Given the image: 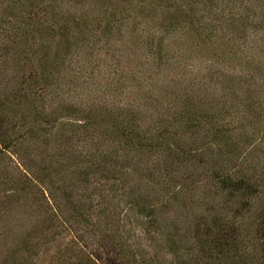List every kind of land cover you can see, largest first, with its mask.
<instances>
[{"label": "rangeland", "instance_id": "obj_1", "mask_svg": "<svg viewBox=\"0 0 264 264\" xmlns=\"http://www.w3.org/2000/svg\"><path fill=\"white\" fill-rule=\"evenodd\" d=\"M172 1L173 5L179 6L178 4H183L184 0ZM234 2L235 0L226 1L225 20V16L219 18L220 14L216 9H209L208 14L200 12L197 14L198 9L185 8L189 13L186 17L181 16V11L176 10L172 5L170 11L163 7L156 9L159 16L163 17L176 10L173 13L177 17V22L181 21L182 25H187L186 22L201 23L207 28H212V39L206 37V40L213 42L199 43L195 35L184 31L181 23L170 27L167 32V43L174 45L172 52L183 60L186 59L187 65L178 72L177 78H173L172 73L169 74L168 79H173V81L169 80L172 89L165 94L164 100L158 101V110L155 106L150 112L145 113L147 119H151L149 116L165 113L166 109L171 110V116L173 112L193 108L194 105H200L203 110L209 109V105L215 107L213 100L217 98L223 99L221 106L227 109L243 106V109L236 110L242 112L241 115L229 119L236 124L232 131L225 136L220 135L221 138L230 140L228 145L222 144L225 139H213L212 145L204 150L207 159H203L201 165H195V168L191 167L190 170H186L185 165L178 166L170 175L166 174L162 167L158 175L153 177H135L138 178L144 193L150 197V202L157 204L154 232L148 235V241L152 244L150 253L156 252L157 258L161 261L159 264L171 262L172 254L165 248L166 242L172 241V249L175 250L173 256L176 260L189 254L201 253L197 250L200 242L215 233V230L211 232L212 228L209 231V226L215 224L219 216H224V220H227L235 211V204H241V199L238 198H243L245 195L237 197L227 190V193L218 190L215 188L216 184L208 181L213 169L218 170L223 165L222 168L226 167L229 172L238 169V174L242 173L243 176L250 177L248 184H253L254 179L257 180L260 192L257 193L259 195L256 205L259 207L264 203V137L259 142L261 131L264 129V116L260 117L263 115L261 110H257L258 115L254 114L253 108L256 105L253 96L257 94L264 96V89L254 87V83L259 84V87L261 84L264 85V55L261 52L256 54L254 49L248 53L232 52L242 46L246 50L248 46H254L251 32H248L246 39L242 37L243 30L238 20V12L241 14V8L239 5L234 8ZM131 4L129 12L130 6L127 5L129 7L127 8L126 4L123 5L118 0H0V96L6 85L11 87V84H17L16 78H13L11 84L6 83L17 74L15 69L17 67L41 69L42 65L39 67V62L43 59L44 65L46 64L48 69L53 71L56 79L57 73L64 68L74 69L76 65L78 66V60L86 61V65H83L80 71H73L76 77L74 81L68 84L63 82L54 91L56 86L52 88V85L55 81L51 79L44 91L42 90L45 96L29 99L28 102L22 98L11 100L12 105L4 103L1 106L2 110H10L9 116L12 118L4 120L3 125L0 126V264H12L14 258L20 256L17 249L22 245V236L32 229L36 219L39 220L38 212L32 211L30 209L32 207L27 203L30 199L34 202L33 198L28 195L6 196L7 192L10 193L8 190L14 187V184L15 186H18V183L23 184L27 176L32 180V185L33 182L40 184L39 179L47 176L48 172L55 179H60L57 177L60 175L69 179L70 175H73L70 169L77 168V163L74 166L75 156L68 155L59 138L70 134L72 128L69 125L70 121L73 119L82 121V117L96 113L98 109L99 115L95 120L100 122L106 118L101 110H106L108 106H115L118 111V107L146 102L144 92L139 91L144 86H136L131 78L132 72H135L132 69L150 68L152 59L145 61L146 56L151 57L148 53L149 41H146L149 38L148 27L157 25V33L160 35L163 23L154 19V11L146 13L135 5V1ZM44 5L51 6L47 13L41 11ZM120 9H122L121 13ZM219 10L221 12V9ZM55 12H57L58 24L53 29L49 22L51 19L54 21ZM242 12L245 13V10L243 9ZM113 16L115 20L110 22L114 26L107 37L98 27L106 28L109 18L113 20ZM130 20L131 25H129ZM154 22L158 23L154 24ZM146 23H150V26H146ZM53 24L56 26L55 22ZM63 26L66 30H62ZM231 27L234 31L226 33L227 37L222 36L224 29ZM141 31L145 34L142 35ZM98 35L101 36L100 41L96 40ZM257 35L264 38V32L256 33L255 38L259 39ZM89 36L93 38L87 42L86 38ZM139 36L142 39L137 40ZM228 39H230L229 43ZM83 41L87 43L83 44ZM203 54L213 56L217 64L215 66L214 63V66L217 69L213 66L215 70H209L208 66L213 62L203 57ZM231 54L237 59H233L230 66L223 61H217V58L224 60ZM141 62H144L145 66L141 65ZM239 71L243 72V75L250 74L247 85H242ZM151 73L153 74V71ZM154 76L156 79L157 74ZM153 82L146 79V83L150 84L149 88L152 87ZM111 83L113 90L108 87ZM161 85L162 83H158L155 90L158 91ZM177 85L184 86L189 100L181 95L184 93L183 88L180 90V86ZM247 86L252 87L248 90ZM61 87L64 90L59 89ZM244 88L246 92L243 91ZM34 103L36 105H32ZM203 104L207 106L203 107ZM76 107L78 109L75 113ZM117 111L114 110L106 121L113 122L111 116L114 117ZM202 114L206 115V112ZM57 116L65 120L64 125ZM33 118L39 121L40 118L48 120L47 124L40 128L42 132L37 130L31 134L25 133L27 137L16 143L14 137L22 133V130L17 133L15 127H18L19 122L24 124L34 122ZM143 120L147 121L145 117ZM201 122L195 127H189L184 136V141L188 140V144H192L193 147L200 145L198 143L202 139H208V129L211 124L209 118ZM75 137L70 141L78 144L77 147L85 144L81 135L79 138ZM224 146L227 151L223 150ZM140 157L145 155H139L137 159ZM43 160L46 161V165ZM188 171L191 172L190 175ZM160 182L178 185L175 189L177 194L170 199L168 197L171 196L170 192L168 196L165 194L162 197L158 196ZM43 185L41 187L46 190V194L51 190L54 191L55 184L43 183ZM39 186L36 184V188ZM240 217L244 218L241 233L254 234L252 222L254 208L245 211L244 216ZM34 253L31 259L35 264H58V254L52 243L42 246ZM233 260L235 262V259ZM224 261L230 264V259L226 258Z\"/></svg>", "mask_w": 264, "mask_h": 264}, {"label": "trees", "instance_id": "obj_2", "mask_svg": "<svg viewBox=\"0 0 264 264\" xmlns=\"http://www.w3.org/2000/svg\"><path fill=\"white\" fill-rule=\"evenodd\" d=\"M118 1L123 5L126 4V7L129 5V12L132 6L131 3L135 1V5L145 10L146 13L154 11V19H158L163 23L160 35L157 33V25L150 26V23H146V26H150V28L148 27L150 31L147 33L149 38L146 41H149L148 53L151 57L146 56L145 61L152 59V65L150 64V68H138L132 69L135 72L131 71L134 84L144 86L139 91L144 92L146 102L118 107V111L115 106H108L106 110H101L106 118H109L110 114L116 110L115 116H111L114 119L113 122L106 121V118L101 120L103 122L95 120L99 115L98 109L96 113L93 112L91 115L88 114L84 118L82 117V121L80 119L71 120L69 125L74 130L70 128V134L67 136L62 135L59 138L64 144L68 155H73L76 158L74 159V166L77 163V168L70 169V173L73 175H70L69 179L61 175L57 176L60 177V180L59 178L55 179L48 172L47 176H42L39 179L40 184L36 183L40 185L38 188H36L34 182L33 185L31 184L32 180L27 176L23 184L18 183V186L14 184L15 188L12 187L8 190L10 193L7 192L6 196L11 194L17 196L28 195L33 198L34 202L30 199L27 202L28 206L32 207L30 208L32 211L39 214V220L36 219L32 229L22 236V245L17 249L20 256L17 255L12 264H35V261L31 259L35 255L34 252L50 243L56 247V254L59 258L58 264H159L161 261L157 258L156 252L150 253L152 252V244L148 241V235L154 232L157 204H155L156 202H150V197L144 193L137 179L140 176L147 178L158 175V171L162 167L165 173L170 175L173 169H177L178 166L185 165L186 170H190L191 167L195 168V165H201L203 159H207L204 150L212 145V140L225 139L221 136H225L226 133L232 131L231 129L236 125L229 119L242 114V112L236 110L243 109V106H236L232 110L227 109L221 106L223 99L217 98V100H213L215 107L209 105V109L205 110L200 105H194L193 108L182 109L177 113L173 112V116H171V110L168 109L165 113L149 116L151 118L149 120L145 115L147 111L150 112L155 106L158 110V101L164 100L165 94L172 89V86H169V80L173 81V79H168L169 74L172 73L173 78H177L178 72L183 70V66L186 67L187 65L186 59L183 60L175 52H172L174 45L168 44L166 40L168 39L167 32L171 29L170 27L181 23V21L177 22V17L173 12L179 9L181 11L180 15L186 17L189 13L185 8L198 9L197 14L199 12L208 14L209 9H216L220 14L219 18H223L227 0H184L183 4H178L179 6L173 5L172 0ZM171 5L176 10L171 14L169 13L170 17L169 15L159 16V12L156 11L158 7L170 11ZM237 5L241 8V14L238 12V20L243 30H241L242 37L246 39L248 32H251V37L254 38L256 33H263L264 0H235L233 7H238ZM41 9V11L47 13L50 11L51 6L44 5ZM219 9H221L222 14ZM243 9L245 13L242 12ZM121 11L122 9L119 10L120 13ZM56 14L57 12H55L54 21L50 17L49 24L53 29L58 24ZM114 20L115 16H113V20L109 18L106 28L101 29L98 27V29L109 36L114 26L110 21ZM53 22L56 23V26ZM131 24L130 20L129 25ZM186 24L188 26L181 23L184 31L186 30L195 35L196 39H199L197 40L199 43L208 41V44H211L213 42L206 40V37L212 39V28H207L204 26L205 24L201 23L188 24L186 22ZM232 28H225L222 36L227 37L226 33L229 34V32L234 31L231 30ZM62 30H66V27L63 26ZM143 34L145 32H142ZM215 36L216 33L213 39H215ZM139 37L137 40L142 39L141 36ZM257 37L259 39L251 38L254 46H248L247 50L242 46L232 52L248 53L254 49L256 54L261 52L264 55V38H260L258 35ZM92 38V36H89L86 41L88 42ZM100 39L101 36L98 35L96 40L100 41ZM96 40H93V42H96ZM228 40L229 43L230 39ZM87 42L83 41V44ZM107 42L110 44L109 40ZM209 55L203 54V57L212 60L213 63L208 68L210 71L215 70L214 67L217 64L214 62L213 56ZM233 59H237V57L231 54L226 56L224 60L217 58V61H223L224 64L230 66ZM141 63L145 66L144 62ZM83 65H86V61L78 60V66L76 65L74 69L67 67L59 73L56 70V79L53 76V71H50L51 69H48L46 64L44 65L43 59L39 62L41 69L14 67L18 72L16 71L17 74H14L6 83L11 84L13 78L18 81L17 84H11V87L6 85L2 97L0 96V126L3 125L4 120H8L9 117L12 118V116H9L10 110L1 109L4 103L12 105L11 100H21L22 98V100L28 102L29 99L43 97L45 92H42V90L45 89L49 81L51 82V79L55 81L52 85V88L56 86L55 91L63 82L68 84L74 81L76 77L73 71H80ZM215 68L217 69V67ZM240 72L238 75L242 85H247L250 74L245 73L243 75V72ZM154 74H157L156 79ZM146 79L154 81L151 85L153 90L149 88L150 84L146 83ZM158 83H162V85L156 91L155 86H158ZM177 86H180V90L183 88L184 93L181 95L189 100V95L184 86ZM108 87L113 90L112 83ZM251 87L247 86L248 90ZM254 87L264 89L263 84L259 87V84L254 83ZM59 89L64 90L62 87ZM254 89L256 90V88ZM243 91L246 92V89L244 88ZM58 93L60 94V92ZM253 102L256 104L253 107L254 114L258 115L257 110H261L263 115L260 117L264 116V96L254 95ZM202 106L206 107L207 105L203 104ZM77 109V107L74 109L75 113ZM204 111L206 115L202 114ZM143 117L147 121H144ZM202 118L204 120L209 118V123H211L208 129V139H202L198 143L200 145L193 147L192 144H188V140L184 141V136L187 134V129L200 124ZM57 119H60L62 125L65 124L63 118L57 116ZM33 121L27 124L18 123V127H15L16 132L22 130V133L15 135L14 140L16 143L27 137V135L25 137V133L31 134L37 130L42 132L40 128H43L48 120H41L40 118L39 121L33 118ZM80 135L83 137L85 144L77 147L78 144H74L70 139L72 137L76 138L75 136L79 138ZM256 135L254 134V136ZM263 137L264 129L261 131L259 142ZM36 141L38 140L36 139ZM229 142L230 140L225 139L222 144L228 145ZM225 146L223 150L227 151ZM139 155H145V157L137 159ZM42 162L44 165L47 164L45 160ZM222 166L218 170H212L213 172L209 175L208 181L214 185L216 184L215 188L218 190L225 192L227 190L237 197L245 195L243 198H238V200L241 199V204H235V211L227 220H224V216L216 217L215 224L209 226V231L210 228H212L211 232L215 230L214 235L204 238L197 248L201 253L189 254L176 260L173 256L175 250L172 249V241L166 242L165 248L172 254L170 264H226L224 261L226 258L230 259V264H264V203L259 207L256 205V199L259 195L257 193L260 192L258 182L254 179L253 184H248L250 177L247 178L248 176H243L242 173L238 174V169L229 172L226 167L222 168ZM190 174L191 172H189ZM136 176H138L137 179H135ZM43 183L55 184L54 191L51 190L46 194V190L41 187L44 186ZM160 186L158 196L162 197L164 194L168 196V192H170L171 196H168L170 199L177 194L175 189L178 188V185L176 186L175 183L160 182ZM32 188H35V190H31ZM252 208H254L252 222L255 232L247 235L241 233L244 218L240 216H244L245 211ZM233 259H235V262Z\"/></svg>", "mask_w": 264, "mask_h": 264}]
</instances>
